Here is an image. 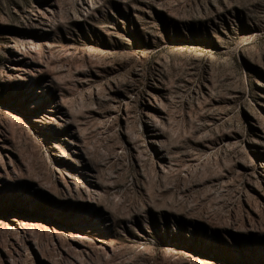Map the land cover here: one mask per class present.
<instances>
[{
    "label": "rangeland",
    "instance_id": "rangeland-1",
    "mask_svg": "<svg viewBox=\"0 0 264 264\" xmlns=\"http://www.w3.org/2000/svg\"><path fill=\"white\" fill-rule=\"evenodd\" d=\"M0 264H264V0H0Z\"/></svg>",
    "mask_w": 264,
    "mask_h": 264
}]
</instances>
